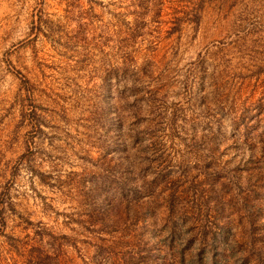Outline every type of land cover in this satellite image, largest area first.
I'll list each match as a JSON object with an SVG mask.
<instances>
[{
	"label": "rangeland",
	"instance_id": "rangeland-1",
	"mask_svg": "<svg viewBox=\"0 0 264 264\" xmlns=\"http://www.w3.org/2000/svg\"><path fill=\"white\" fill-rule=\"evenodd\" d=\"M0 264H264V0H0Z\"/></svg>",
	"mask_w": 264,
	"mask_h": 264
}]
</instances>
